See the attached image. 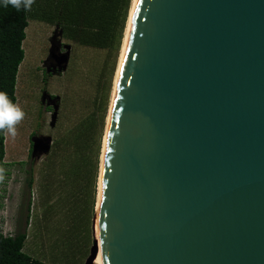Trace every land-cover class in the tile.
I'll use <instances>...</instances> for the list:
<instances>
[{"label":"water","instance_id":"water-1","mask_svg":"<svg viewBox=\"0 0 264 264\" xmlns=\"http://www.w3.org/2000/svg\"><path fill=\"white\" fill-rule=\"evenodd\" d=\"M93 237L85 264H264V0L135 1Z\"/></svg>","mask_w":264,"mask_h":264},{"label":"rangeland","instance_id":"rangeland-1","mask_svg":"<svg viewBox=\"0 0 264 264\" xmlns=\"http://www.w3.org/2000/svg\"><path fill=\"white\" fill-rule=\"evenodd\" d=\"M42 4L44 0H35L31 7L29 26L26 29L27 36L23 44L25 58L17 78L16 104L25 112V116L16 126L15 136L6 134L5 166L0 181V230L6 234H14L19 228L25 229L28 203L31 200L32 220L26 228L28 238L24 251L48 264H85L93 244V234L95 235L99 179L90 229L91 239L88 247L85 248L88 249V253L84 255V247L75 243L74 234L71 233L72 214L63 200L57 202L61 189L59 180L55 179L52 182L54 188L50 184L48 188L41 187V182L48 181L46 177L43 178V161L47 154L32 155L31 142L34 136H41L50 137L53 144V141L79 116L93 107L94 84L97 70L102 68L104 55L79 46L65 35L60 23L52 25L42 19L37 13ZM126 28L116 56L115 71L112 74L110 70L106 72V80L111 79V90L103 140ZM54 34L55 40L61 41V51H67L66 45L71 47L69 64L65 70L51 68L49 71L45 65L50 55ZM111 65L112 63L110 67ZM105 91L107 93L108 87ZM47 94L59 98V106L52 105L48 101ZM30 177L35 178L32 188L29 185ZM47 202H57L55 211L50 212L48 222L43 219ZM88 206L91 208L90 202ZM86 214L89 215L88 212Z\"/></svg>","mask_w":264,"mask_h":264},{"label":"trees","instance_id":"trees-1","mask_svg":"<svg viewBox=\"0 0 264 264\" xmlns=\"http://www.w3.org/2000/svg\"><path fill=\"white\" fill-rule=\"evenodd\" d=\"M131 2L132 0H44L37 11L42 19L52 25L60 23L65 35L79 46L104 55L102 68L97 70L94 84L93 107L88 108L86 113L79 116L53 141L52 148L43 161V178L46 177L48 181L41 182V187L48 188L50 184L54 188L52 182L59 180L61 189L57 202L63 200L72 214L71 233L74 234L75 243L84 249L91 239L103 131L111 90V79L106 80V72L110 70L112 74L115 71L116 56L129 18ZM29 16L30 10L18 12L11 5L5 8L0 4V91L6 92L14 104L17 103L19 68L25 58L23 44L27 36ZM5 157L6 133L0 131V181ZM34 182L35 178L30 177L31 188ZM57 202H47L43 218L47 222L50 212L55 211ZM89 202L91 208L88 206ZM31 207L30 200L26 228L32 220ZM26 228H19L14 234L0 231V264H48L24 251L28 238ZM87 253L88 249H85L83 254Z\"/></svg>","mask_w":264,"mask_h":264},{"label":"clouds","instance_id":"clouds-1","mask_svg":"<svg viewBox=\"0 0 264 264\" xmlns=\"http://www.w3.org/2000/svg\"><path fill=\"white\" fill-rule=\"evenodd\" d=\"M34 2L35 0H0L3 7L7 8L11 5L18 12L31 10ZM24 116L25 112L17 104L12 103L6 92L0 91V131L15 136L16 126L24 119Z\"/></svg>","mask_w":264,"mask_h":264},{"label":"bare ground","instance_id":"bare-ground-1","mask_svg":"<svg viewBox=\"0 0 264 264\" xmlns=\"http://www.w3.org/2000/svg\"><path fill=\"white\" fill-rule=\"evenodd\" d=\"M135 1L136 0H133V2H132L130 16H129L128 23H127L126 33H125V37H124V41H123L122 52H121V56H120V60H119V64H118V68H117V72H116L115 82H114L112 102H111L110 111H109V115H108L106 132H105L104 140H103V150H102V156H101V168H100V176H99V193H98V199H97V204H96V216H95V218H96L95 237L98 239V247L96 248L97 253H98V249H99V209H100V196H101V186H102L105 147H106V141H107V135H108V129H109V124H110V118H111V113H112L115 93H116L118 79H119V75H120V71H121V66H122L123 56H124V52H125V47H126L127 37H128V33H129V28H130V24H131V19H132V15H133V10H134V6H135ZM93 264H95V261L93 262Z\"/></svg>","mask_w":264,"mask_h":264},{"label":"flooded vegetation","instance_id":"flooded-vegetation-1","mask_svg":"<svg viewBox=\"0 0 264 264\" xmlns=\"http://www.w3.org/2000/svg\"><path fill=\"white\" fill-rule=\"evenodd\" d=\"M31 147H32V142H31Z\"/></svg>","mask_w":264,"mask_h":264},{"label":"built area","instance_id":"built-area-1","mask_svg":"<svg viewBox=\"0 0 264 264\" xmlns=\"http://www.w3.org/2000/svg\"><path fill=\"white\" fill-rule=\"evenodd\" d=\"M1 231V230H0ZM2 232V231H1ZM4 234H6V233H4Z\"/></svg>","mask_w":264,"mask_h":264}]
</instances>
